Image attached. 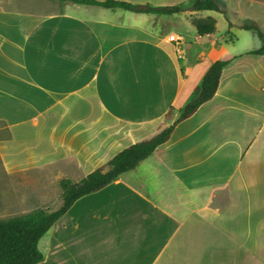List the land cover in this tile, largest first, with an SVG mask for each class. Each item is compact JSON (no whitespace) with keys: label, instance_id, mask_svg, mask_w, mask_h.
Segmentation results:
<instances>
[{"label":"crops","instance_id":"0c3cea01","mask_svg":"<svg viewBox=\"0 0 264 264\" xmlns=\"http://www.w3.org/2000/svg\"><path fill=\"white\" fill-rule=\"evenodd\" d=\"M62 5L41 14L0 0V121L9 152L29 158L9 169L69 158L84 178L178 115L219 47L189 15L220 14ZM188 37L199 50L181 49ZM253 50L232 55L212 99L135 170L77 200L39 241L38 264H264V55Z\"/></svg>","mask_w":264,"mask_h":264},{"label":"trees","instance_id":"16d2710c","mask_svg":"<svg viewBox=\"0 0 264 264\" xmlns=\"http://www.w3.org/2000/svg\"><path fill=\"white\" fill-rule=\"evenodd\" d=\"M59 4L73 3L101 7L104 9H120L129 13L169 17L185 12L212 11L223 15L228 28L231 23L225 12L220 9L216 0H188L187 3L151 6L148 4H133L119 0H50ZM192 25L198 36L211 35L215 31V20L211 17L193 19ZM238 29L247 32H256L261 40V48L248 54L264 55V36L260 33L255 22L242 23ZM240 56L229 60H216L211 63L201 83L197 86L189 101L183 106L176 118H173L174 109L170 108L164 116V123L151 137L131 144L122 149L98 168L91 171L78 182L70 179H61L58 183L61 191V204L55 210L36 209L29 214L10 219H0V264H38L43 260L39 249V241L51 229L56 221L62 217L70 207L80 198L98 192L110 185L120 176L135 168L149 158L155 149L165 143L174 127L189 118L202 104L211 100L215 95L219 79L223 70ZM169 123V124H167Z\"/></svg>","mask_w":264,"mask_h":264},{"label":"rangeland","instance_id":"374dc122","mask_svg":"<svg viewBox=\"0 0 264 264\" xmlns=\"http://www.w3.org/2000/svg\"><path fill=\"white\" fill-rule=\"evenodd\" d=\"M32 11L43 14H51L61 11L63 7L55 1L50 0H25ZM220 9L225 12L227 20L232 27L228 28L223 15H218L217 24L215 21L214 37L219 47L213 48L217 60H229L232 55L244 52L249 47H253L252 36L246 31H239L238 26L242 23L249 24L253 19H257V26L264 36V0H216ZM188 2V0H187ZM185 2V3H187ZM130 14V13H128ZM198 16V15H196ZM157 17V16H156ZM189 20L204 19L189 15ZM222 17V18H221ZM221 18V19H220ZM170 23V22H169ZM178 23L176 21L175 25ZM145 24L159 27L165 30L168 23L158 19H149ZM212 48V47H210ZM182 50H199L191 39L186 38ZM173 115H175L173 113ZM176 118V116H173ZM260 120V117L258 121ZM169 124V123H167ZM11 138L9 129L0 121V219H10L29 214L36 209L55 210L61 204V191L59 181L70 179L77 181L82 178V171H77L73 159L64 158L55 161L47 168L39 169L36 166L26 168L9 169V161L17 159L23 161L27 158L22 151L14 152V149L7 148V140ZM29 160V158H27ZM34 161L33 157H30ZM37 160V159H36ZM30 164V163H29ZM29 166V165H28ZM121 177V176H120ZM163 188V186H159ZM164 193H168V188H164ZM103 201L100 202L102 204Z\"/></svg>","mask_w":264,"mask_h":264},{"label":"water","instance_id":"95a60500","mask_svg":"<svg viewBox=\"0 0 264 264\" xmlns=\"http://www.w3.org/2000/svg\"><path fill=\"white\" fill-rule=\"evenodd\" d=\"M252 43L254 50H259L261 48V40L256 32H252Z\"/></svg>","mask_w":264,"mask_h":264},{"label":"built area","instance_id":"2783aa9c","mask_svg":"<svg viewBox=\"0 0 264 264\" xmlns=\"http://www.w3.org/2000/svg\"><path fill=\"white\" fill-rule=\"evenodd\" d=\"M168 42H173V43H175L177 45L180 42V39L178 37H175L173 35H170L168 37Z\"/></svg>","mask_w":264,"mask_h":264}]
</instances>
